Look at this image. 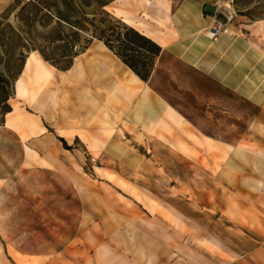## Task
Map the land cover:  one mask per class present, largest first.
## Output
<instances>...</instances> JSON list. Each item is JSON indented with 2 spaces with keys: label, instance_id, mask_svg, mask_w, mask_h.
Returning <instances> with one entry per match:
<instances>
[{
  "label": "rangeland",
  "instance_id": "1",
  "mask_svg": "<svg viewBox=\"0 0 264 264\" xmlns=\"http://www.w3.org/2000/svg\"><path fill=\"white\" fill-rule=\"evenodd\" d=\"M138 2L106 9L156 23ZM217 2L264 18V0ZM14 6L0 0L3 23L17 25ZM10 43L0 70L23 55L22 72L31 51ZM98 46L85 55L112 56ZM33 56L51 76L23 73L0 124V264H264V107L156 59L148 85L160 104L146 124L135 98L103 102Z\"/></svg>",
  "mask_w": 264,
  "mask_h": 264
},
{
  "label": "crops",
  "instance_id": "2",
  "mask_svg": "<svg viewBox=\"0 0 264 264\" xmlns=\"http://www.w3.org/2000/svg\"><path fill=\"white\" fill-rule=\"evenodd\" d=\"M138 1L140 7L156 10L153 15L156 23L141 24L140 29L134 26L138 23L130 17V13L115 8L113 14L161 46L157 57L160 64L168 67L172 65L171 61L182 63L200 79H206L230 93L243 96L257 107H264V18L245 22L246 19H240L244 17L242 14H236L235 17L239 18L234 17V20L228 24V33L211 39L206 34L211 22V14L204 11L203 7L205 4L215 6L219 0ZM166 7H168L167 18H165ZM153 73L154 70L147 81L138 83L136 94L130 97L136 100L134 111L138 109L140 116H136L137 120L144 123L147 120L152 121V117L146 116L145 113L153 107L158 110L160 104L158 98L161 94L148 85ZM185 78L190 80L188 77ZM103 100L106 102V99ZM121 103H125L124 98H121ZM43 134L44 132H42V141L45 137L50 138ZM81 134L84 139L89 140L82 132ZM74 135L79 136L78 133Z\"/></svg>",
  "mask_w": 264,
  "mask_h": 264
},
{
  "label": "trees",
  "instance_id": "3",
  "mask_svg": "<svg viewBox=\"0 0 264 264\" xmlns=\"http://www.w3.org/2000/svg\"><path fill=\"white\" fill-rule=\"evenodd\" d=\"M113 0H15L16 26L3 23L0 16V59L11 62L12 41L23 50L37 51L43 60L59 70L69 69L75 57L86 50L93 39L101 41L142 81L153 71L161 46L112 15L106 7ZM244 14V13H241ZM245 15V14H244ZM18 57H15L17 61ZM13 71L0 70V124L11 111L9 99L23 65Z\"/></svg>",
  "mask_w": 264,
  "mask_h": 264
},
{
  "label": "bare ground",
  "instance_id": "4",
  "mask_svg": "<svg viewBox=\"0 0 264 264\" xmlns=\"http://www.w3.org/2000/svg\"><path fill=\"white\" fill-rule=\"evenodd\" d=\"M165 12V18H167L168 7H166ZM98 45L100 48L109 51L112 56L104 51H95L90 55H85L86 51L89 49L86 48L84 52L75 57L72 66L67 70H61V73L66 74V79L70 80V83H74L79 89L88 90V87H94L96 92L102 96L103 99H107V101L119 107H126L125 103H121V98L130 100V97L136 94V86L138 83L142 82V80L121 62L101 41H98ZM34 52L35 51H31L26 57L22 72L15 81V92L17 94L21 93L24 88L21 79L23 73L24 75L28 74L32 69L36 71V73L43 74L46 79L51 76L47 69L42 70L40 65L37 66L38 63L33 56ZM81 56L83 57L80 59ZM11 112L12 111L7 112L5 116L9 115ZM135 113L136 116H139L138 109H136ZM10 121L9 117L6 118L4 126L10 125ZM149 122L150 120H147L145 123L147 124Z\"/></svg>",
  "mask_w": 264,
  "mask_h": 264
},
{
  "label": "built area",
  "instance_id": "5",
  "mask_svg": "<svg viewBox=\"0 0 264 264\" xmlns=\"http://www.w3.org/2000/svg\"><path fill=\"white\" fill-rule=\"evenodd\" d=\"M235 16L236 11L229 2L215 5V13L211 15V22L206 29L207 36L215 39L220 34L228 33V24Z\"/></svg>",
  "mask_w": 264,
  "mask_h": 264
},
{
  "label": "water",
  "instance_id": "6",
  "mask_svg": "<svg viewBox=\"0 0 264 264\" xmlns=\"http://www.w3.org/2000/svg\"><path fill=\"white\" fill-rule=\"evenodd\" d=\"M204 11L209 12L211 15L215 13V6L211 4H205L203 7Z\"/></svg>",
  "mask_w": 264,
  "mask_h": 264
}]
</instances>
